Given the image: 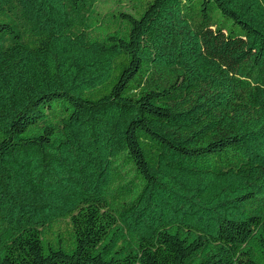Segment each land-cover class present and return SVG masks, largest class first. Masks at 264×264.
Here are the masks:
<instances>
[{"label": "trees", "instance_id": "1", "mask_svg": "<svg viewBox=\"0 0 264 264\" xmlns=\"http://www.w3.org/2000/svg\"><path fill=\"white\" fill-rule=\"evenodd\" d=\"M111 1L0 0V264H264V0Z\"/></svg>", "mask_w": 264, "mask_h": 264}, {"label": "rangeland", "instance_id": "2", "mask_svg": "<svg viewBox=\"0 0 264 264\" xmlns=\"http://www.w3.org/2000/svg\"><path fill=\"white\" fill-rule=\"evenodd\" d=\"M117 0H114V1H111L110 2V7H114L115 5H117ZM108 8H105V11L107 10ZM115 9H119L118 7L115 6Z\"/></svg>", "mask_w": 264, "mask_h": 264}]
</instances>
